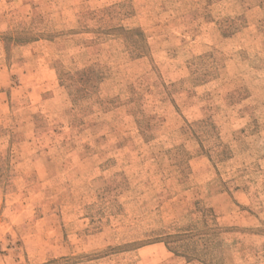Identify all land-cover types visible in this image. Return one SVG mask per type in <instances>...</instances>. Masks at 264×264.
<instances>
[{"label":"rangeland","instance_id":"rangeland-1","mask_svg":"<svg viewBox=\"0 0 264 264\" xmlns=\"http://www.w3.org/2000/svg\"><path fill=\"white\" fill-rule=\"evenodd\" d=\"M0 264H264V0H0Z\"/></svg>","mask_w":264,"mask_h":264}]
</instances>
